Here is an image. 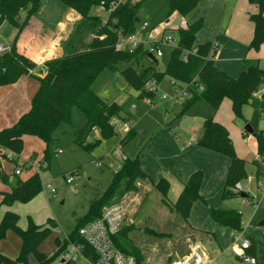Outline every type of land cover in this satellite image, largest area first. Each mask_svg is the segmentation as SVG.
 I'll return each instance as SVG.
<instances>
[{
	"label": "trees",
	"instance_id": "trees-1",
	"mask_svg": "<svg viewBox=\"0 0 264 264\" xmlns=\"http://www.w3.org/2000/svg\"><path fill=\"white\" fill-rule=\"evenodd\" d=\"M43 0H0V28L4 24L12 26L16 34L10 44L11 50L0 55V88L15 85L22 77L28 76L30 69L37 65L17 52L16 43L19 35L27 25L29 19L36 15ZM80 14L84 21H88L93 29H98L96 37L91 41L89 49L84 52L65 55L61 58L47 61L43 64V76L32 75L31 79L38 82V89L32 98L30 110L24 114L13 126L0 131V178L9 183V176L2 173V162L8 159V154L20 156L24 151V139L35 137L45 145L44 161L49 163L51 158L49 146L53 142V133L62 124H71L72 109L77 107L86 118V125L77 135L76 144L86 152H92L103 141L116 137L114 121L127 122L123 117V110L117 103L108 104L92 91V85L105 71L117 72L121 66H126L121 74L128 86L139 92V98L153 100L155 93L146 92V86L151 82L157 85L169 78L179 84H190L198 78V83L205 90L199 94L196 88L192 89L190 99L182 103L184 111L192 108L197 102H204L213 110H218L222 102L228 99L232 102V111L236 120L243 119V109L249 105L255 95L264 86V70L259 68L254 61H245L248 67L238 79L234 80L216 68L214 63L215 53H211L212 44L197 46L196 35L202 29V21L189 26L187 29L177 30V47L170 54L169 61L163 72H158L159 60H152L140 46L134 53L117 52L115 45L119 35L129 36L136 32V14L139 7L148 0H58ZM199 0H169L170 16L177 13L185 18L198 5ZM250 4L258 7V13L250 16V21L255 25L254 38L249 47L250 51L258 52L264 45V0H249ZM111 4L115 5L110 10ZM104 8L109 13L105 23L100 17L91 15L93 9ZM194 48L197 54L189 55L187 62L184 56ZM100 133V140L90 142L94 131ZM136 137V132L129 129L123 137L121 144L126 145ZM255 138L258 143V154L264 157V131L257 132ZM202 149L212 151L230 159L231 165L222 201H229L247 194L237 191V186L248 178L247 163L240 159L234 149L228 131L212 119L205 121L203 136L198 142ZM257 177L264 176V169L260 163H254ZM77 173V172H72ZM16 176V175H15ZM152 180L144 173L138 157L125 159L114 174L112 182L105 194L90 205L88 214L79 223L76 230L68 235V239L61 242L55 240L56 251L52 256L39 252L40 246L52 235L55 224L48 220V227L36 225L29 218L27 229L19 227V216L6 212L0 221V243L5 240L8 232H13L22 240L21 251L16 259H10L0 250V264H30V257H34L36 264H56V261L70 243L85 245L79 236L80 228L101 218L103 211L119 203L128 194L138 192L137 184ZM203 182L202 172L191 175L184 186V190L176 204L173 206L168 201L170 185L166 180H161L154 189L162 197V203L171 212L179 214L187 222L194 204L203 201L200 189ZM10 192L1 193V206L12 207L16 203L27 204L38 197L43 190L42 182L38 175H33L26 180L16 176L10 183ZM211 220L221 225L232 233L243 232L242 215L236 210L211 209ZM133 227H123L113 237L115 247L126 256L135 258L136 264H146V258L133 240L130 233ZM147 234L163 238L165 234L146 229ZM254 242L248 251L254 252ZM86 254L93 260L97 256L93 250L86 246ZM172 263V259L168 264Z\"/></svg>",
	"mask_w": 264,
	"mask_h": 264
},
{
	"label": "rangeland",
	"instance_id": "rangeland-1",
	"mask_svg": "<svg viewBox=\"0 0 264 264\" xmlns=\"http://www.w3.org/2000/svg\"><path fill=\"white\" fill-rule=\"evenodd\" d=\"M53 1L58 2L61 6L63 5L58 0ZM121 1L123 0H118V2ZM138 1L134 0V2ZM114 8L115 6L111 4L109 12ZM91 15H97L105 23L109 13L105 12L101 6L93 9ZM136 18L140 22L137 23L135 33L141 37V40L142 38L148 39L149 42L161 40V33L164 31L165 38H172L176 46L177 30L180 28L183 18L179 15L170 16L169 0L146 1L139 7ZM166 21H169V23L167 24ZM143 25L148 26L145 31L141 30ZM7 28L8 25L0 28V36L7 31ZM5 42V39L1 36L0 43L4 44ZM149 42L144 43V47H147ZM165 52V56L158 59L159 65L156 68L158 72L165 70L172 49L166 48ZM125 67L121 66L120 71L117 72L103 71L92 85V91L102 100L109 104L117 103L123 110V117L128 120L127 122L120 120L113 122L116 128V137L109 141H103L92 152L81 149L77 146L76 139L80 130L85 128L86 118L77 107L73 108L72 123L62 124L53 133V142L49 146L51 158L48 169L40 171L39 178L42 186L50 184L56 193L52 195L49 190L46 191L43 188L42 193L30 203H16L13 207H0V220L4 217V213L10 209L9 212L16 213L19 216L18 225L23 230L27 229L29 218L36 225L44 228L48 227V220L55 224L52 235L39 248V252L47 256L54 254L56 249L55 240L59 239L63 242L66 236L73 233L88 214L92 202L99 200L105 194L115 172L119 171L123 161L125 159H135L146 151L147 147L148 149L153 148L150 141L151 143L154 141L150 139L154 134L156 135L160 130H163L176 137L181 135L182 138L180 137L179 140L183 139L184 136L187 139L195 138L191 133L190 127L193 124L190 118L193 115H198L203 110L202 108L205 107L203 102H197L192 108L184 111L181 102L173 105L169 100H163L162 97L164 96L169 97V99L175 97L174 90L169 84L170 80L166 78L161 84L157 85L158 91L154 94L153 100H150L151 104H149L146 101L149 100L148 98H139V92L128 86L121 74ZM152 88V84H148L145 88L146 92L149 93ZM263 96L264 94L259 90L251 103L244 107L243 119L236 121L242 131L249 136H253L254 131L258 132L264 129ZM179 118L183 120L181 127L171 128L174 121ZM247 126L251 128L252 132L246 130ZM129 129L136 132V137L128 144L123 145L121 141ZM100 139L99 131L95 130L94 137L89 141L94 142ZM24 143V151L20 156L13 157V161L6 159L2 162L1 171L9 176V183L0 178V203L2 201L1 193L10 192V183L15 180L17 169L23 170L25 162L33 161L34 165H39L44 161L46 145L41 140L35 137H26ZM60 150L62 153L56 155ZM256 159L257 155L254 153V157L248 160L246 168L249 179L253 177V173L255 178L253 161ZM74 171L77 172L78 179L72 184H67L66 180L70 178ZM33 175V172L24 170L20 178L26 180ZM248 178L242 181L244 185H247ZM254 187H257L255 180ZM237 191L244 193L241 188ZM244 194L250 196L248 193ZM141 195L142 191L138 187L137 193L126 195L119 203L126 202L130 206V212L132 213L127 217L123 227H133V231L130 233L131 239L143 251L146 264H168L170 259L173 263L178 258L187 255L194 243L193 233L190 231L187 222L179 214L171 212L162 203L158 191L148 194L147 198ZM244 198L239 197L225 202L231 204L236 201V204L238 202L244 204ZM146 229L163 233L165 237H153L147 234ZM260 231V235L264 237L261 228ZM248 235L254 240L253 230L248 232ZM243 236L247 237L245 234ZM262 237L257 236L255 240L264 245ZM11 239L14 240L13 243ZM5 240L3 252L10 259H14L19 255L22 240L13 232H8ZM197 240L196 243L200 244L206 251L211 249V246L205 240H200V237ZM237 243L240 244L239 241ZM234 253L232 250L221 252V256L213 264H246ZM217 254H219V250ZM247 255L251 256L248 252ZM30 264H36L34 257H30ZM80 264L84 263L81 262Z\"/></svg>",
	"mask_w": 264,
	"mask_h": 264
},
{
	"label": "crops",
	"instance_id": "crops-1",
	"mask_svg": "<svg viewBox=\"0 0 264 264\" xmlns=\"http://www.w3.org/2000/svg\"><path fill=\"white\" fill-rule=\"evenodd\" d=\"M258 11V7L250 4L249 0H199L196 8L184 19L188 27L202 21L203 27L196 35L195 44L201 46L216 43L218 46L214 58L216 68L236 80L248 69L245 61H254L264 70V45L258 52L249 49L255 32V25L250 21V16L257 14ZM6 25L8 24L2 27ZM97 30L73 9L61 6L53 0H43L39 12L29 19L19 35L16 48L20 55L35 65L42 66L47 61L87 51L91 41L96 37ZM15 34L16 30L8 25L7 31L1 35L6 42L0 44L10 45ZM37 89L38 82L29 76L22 77L15 85L0 88V131L13 126L30 110ZM203 104L205 105L202 108L203 112L200 111L198 115L190 118L193 124L190 127L191 133L195 138L187 139L184 136L179 140L181 135L176 137L163 130L153 135L150 139L154 141L153 143L150 141L153 148L147 147L146 151L138 156L142 170L152 183L145 181L138 183L137 186L146 197L156 191L154 185L162 179L166 180L170 185L168 201L173 206L191 175L202 172L200 195L203 201L194 204L187 220L188 227L193 233V245L199 246L206 253L211 264L221 256V252L232 250L234 253L235 242L232 232L214 223L210 218V210H236L242 215L246 238L251 244L254 242V252L250 255L256 259L257 264H264V247L260 246L264 245L255 240L257 236L262 237L260 228L264 232V176L257 177L255 167V178L253 173V177L248 178L247 185L243 182L239 184L242 191L250 195L249 198L245 196L244 204L239 202L236 204V201L228 204L222 201V193L231 165L230 159L198 146L203 136L205 121L212 119L228 131L240 159L248 163L255 153L257 159L253 161V165L255 162L260 163L264 169V159L258 154V143L255 138L257 132L254 131L253 136H249L242 131L236 122L238 120L234 116L230 100L225 99L216 111L206 103ZM180 119L174 121L178 128L183 124V120ZM254 180L257 182L256 188ZM251 230L254 231V240L248 235ZM199 237L200 240L209 243L211 246L209 251L196 243ZM5 241L0 243V250L8 257L3 252ZM11 242L14 240L11 239Z\"/></svg>",
	"mask_w": 264,
	"mask_h": 264
},
{
	"label": "built area",
	"instance_id": "built-area-1",
	"mask_svg": "<svg viewBox=\"0 0 264 264\" xmlns=\"http://www.w3.org/2000/svg\"><path fill=\"white\" fill-rule=\"evenodd\" d=\"M147 28V25H143L141 30L145 31ZM187 28L188 23L183 18L180 23L179 29ZM161 34V40H154L152 42H149L148 39L145 40L143 38L141 40V37L137 36L136 33L129 36L119 35V40L115 45V50L117 52L134 53L140 46H144V43L149 42V45L145 47L147 53L153 56L155 59H161L165 56L166 48H171L173 50L177 47V44L175 46V41L172 38H165L164 31ZM217 47V44L213 43L211 53H217ZM10 50V45L0 44V55L5 54ZM197 52V48H194L191 52H188L184 56V61L187 62L188 56L191 54L195 55L197 54ZM44 74L45 69L43 68V65L37 66V68L30 69L28 71V76H43ZM198 81L199 79L196 78L190 84L184 85L179 84L177 81L171 79L169 82L174 90L175 97L169 99V97L164 96L162 97L163 100H169L174 105L177 102L183 103L186 100L190 99L192 96L193 88H196L199 94L203 93L205 88L204 86L200 85ZM150 84H152L153 88L149 93H157V84L155 82H151ZM260 90L261 93L264 94V86ZM146 101L147 103L151 104L150 100ZM61 153L62 151L60 150L56 155ZM13 157H15V155H13L12 153L8 154V160L13 161ZM43 169H48V163L46 161H42L39 165H34L33 161L25 162L23 170L17 169L15 171V175L21 177L23 171L27 170L33 172L34 175L40 176V171ZM77 179V173H72L70 178H68L66 182L67 184H72ZM42 187L45 188L46 191L49 190L50 194L52 195L56 193L55 189H53L50 184H45ZM236 189H240L239 185ZM130 211V206L126 202L117 203L106 208L103 211L101 218L80 228L79 236L85 242V245L79 243H70L60 255V257L56 261V264H80L81 262H83L84 264H136L135 258L124 255L115 247L113 242V237L121 231L127 217L132 213ZM243 235L244 231L240 233H232V236L235 240L234 251L237 256L246 264H257L255 258L247 255V252L251 248V242ZM67 239L68 237L65 238V240ZM237 241H239L240 244H238ZM86 246L93 250V252L97 256L96 260H93V258L86 254ZM172 264H211V261L199 246L192 245L191 250L187 255L178 258Z\"/></svg>",
	"mask_w": 264,
	"mask_h": 264
},
{
	"label": "water",
	"instance_id": "water-1",
	"mask_svg": "<svg viewBox=\"0 0 264 264\" xmlns=\"http://www.w3.org/2000/svg\"><path fill=\"white\" fill-rule=\"evenodd\" d=\"M140 22V20H136V23H139ZM149 57L152 59V60H154V61H156V59L153 57V56H151V55H149ZM263 99H264V97H263ZM176 126H178V124H173L172 126H171V128H175ZM246 130L248 131V132H252V130H251V128L249 127V126H247L246 127ZM243 197H245V195H243Z\"/></svg>",
	"mask_w": 264,
	"mask_h": 264
}]
</instances>
